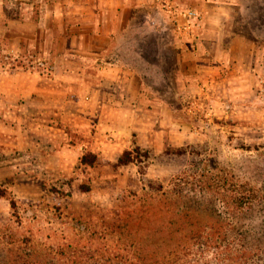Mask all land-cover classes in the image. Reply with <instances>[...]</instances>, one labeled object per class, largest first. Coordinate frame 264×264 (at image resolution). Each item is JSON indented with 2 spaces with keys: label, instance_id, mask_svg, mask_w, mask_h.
<instances>
[{
  "label": "rangeland",
  "instance_id": "1",
  "mask_svg": "<svg viewBox=\"0 0 264 264\" xmlns=\"http://www.w3.org/2000/svg\"><path fill=\"white\" fill-rule=\"evenodd\" d=\"M119 8L0 0V264H264V0Z\"/></svg>",
  "mask_w": 264,
  "mask_h": 264
},
{
  "label": "trees",
  "instance_id": "2",
  "mask_svg": "<svg viewBox=\"0 0 264 264\" xmlns=\"http://www.w3.org/2000/svg\"><path fill=\"white\" fill-rule=\"evenodd\" d=\"M139 147L137 145H134L132 152H138ZM129 155V154H128ZM90 157L93 160H97L98 158L95 155H90ZM140 162V161H139ZM189 186V187H188ZM163 188V185L160 184L155 188H152V195L158 193L161 189ZM206 182L201 178L200 176H197V178L194 179L192 183L188 185V183H185L182 180L181 175H176L173 179H170L169 181V188L167 193L169 194V198L167 200L169 201V205L171 206L170 210H174L175 213L181 207H184L188 202L197 204L201 199L203 200L205 198V190ZM153 199V202L156 203L155 201V196H151ZM196 198V199H193ZM155 205H153V215L154 217L158 218V213L157 210L154 208ZM184 217V215L182 216ZM181 218V217H180ZM182 221V220H181ZM172 224V222H167V225Z\"/></svg>",
  "mask_w": 264,
  "mask_h": 264
},
{
  "label": "crops",
  "instance_id": "3",
  "mask_svg": "<svg viewBox=\"0 0 264 264\" xmlns=\"http://www.w3.org/2000/svg\"><path fill=\"white\" fill-rule=\"evenodd\" d=\"M117 1H119V7H120L119 9H121V10H122V8L131 7V6H135V7L143 6L147 1H148V3L154 2V0H136V3L131 5V4H129V2H132L134 0H117Z\"/></svg>",
  "mask_w": 264,
  "mask_h": 264
}]
</instances>
